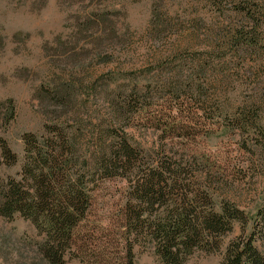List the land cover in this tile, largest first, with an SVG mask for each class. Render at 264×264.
I'll return each instance as SVG.
<instances>
[{
	"label": "rangeland",
	"instance_id": "374dc122",
	"mask_svg": "<svg viewBox=\"0 0 264 264\" xmlns=\"http://www.w3.org/2000/svg\"><path fill=\"white\" fill-rule=\"evenodd\" d=\"M171 1H182L188 7L191 0ZM39 8L38 0H0L1 34L6 43L0 52V104L13 99L16 105L15 118L8 125L0 119V183L9 178H22L24 135H32L42 144L48 139L62 142L55 134L57 125L63 129L65 139L75 143L67 160L70 161L69 176L62 184L79 188V178L84 177V187L92 200L87 219L77 228L79 236L87 241L86 252H69L67 264H164L156 238L158 225L161 227L167 222L175 227L180 220L191 221L205 233L203 223L223 213L222 209L228 205L245 213V221L230 223L232 228L219 235L208 233L207 243L196 246L195 241L190 242L187 245L192 251L184 254L183 262L221 264L232 241H244L251 235L256 212L264 202L262 138L252 133L242 138L235 123L230 122V117L239 116L242 102L259 107L264 121V67H259L260 75L251 81H244L234 73L228 84L221 76L202 79L201 90L197 89L198 96L206 94L203 98H184L182 92L178 104L176 97L153 95L143 106L129 112L125 120L114 124L110 103L87 94L98 85L97 77L121 69L120 74L128 76L115 80L140 77L144 83L145 75L162 62L177 66L172 61L179 58L187 65L186 59L204 64L212 51L208 44L215 37L212 29L217 16L208 13L205 19L191 18L180 12V16L164 20L168 30L158 33L159 29L149 30L147 3L136 4L129 20L132 27L129 42L121 48L124 53L119 61L121 67L116 68L119 54L109 66L91 62L90 58L82 62L89 75L75 78L74 104L64 107L44 96V91L53 89L51 69L56 64V56L51 47L59 36L65 41L70 38L72 10L66 5L60 6L58 0H48L43 9ZM196 63L191 65L195 68ZM105 80L103 84L107 85L114 79ZM166 101L175 107L185 105L186 110L174 112L169 118L161 114L152 122L140 119L144 108H167ZM168 112L165 110L164 114ZM166 126L171 129L167 130ZM123 131L131 143L149 154V161L165 166L167 180L161 200L153 207L142 209V227L137 234L123 221L128 183L122 179H105L91 169V159L100 141L110 142L115 132ZM2 143L17 155L19 161L15 165L4 162ZM23 236L36 244L25 247L19 240ZM43 237L29 220L19 215L14 220L0 217V264H21L23 261L16 263L18 256L25 258L23 264H50L36 248Z\"/></svg>",
	"mask_w": 264,
	"mask_h": 264
},
{
	"label": "trees",
	"instance_id": "16d2710c",
	"mask_svg": "<svg viewBox=\"0 0 264 264\" xmlns=\"http://www.w3.org/2000/svg\"><path fill=\"white\" fill-rule=\"evenodd\" d=\"M38 1L39 10L48 2ZM142 2L147 3L150 13L149 30L159 29L158 33L168 30L164 20L174 15L180 16V12L191 18L205 19L208 13L217 16L212 29L215 37H211L208 44L212 51L208 53L209 58L205 59L204 64L196 63L195 59H186L187 65L179 58L172 61H176L177 66L169 65L170 62L159 63L156 69L149 70L148 76L145 75L147 79L144 83L140 77H131L122 82L115 80L128 76L120 74L121 69L99 75L96 80L98 85L88 90L87 94L110 103L111 121L114 124L125 120L129 112L143 106L153 95L176 97L179 104L182 96L205 97L206 94L198 96L197 87L200 89L202 79L206 80L207 77L221 76L222 81L228 84L232 73L244 81H251L255 75H260L259 67H264V0H191L188 7H184L182 1L175 3L171 0H58L60 6L66 5L72 10L73 29L68 41L59 36L55 40V47H51L56 56V64L51 69L54 86L52 90L44 91V96L59 106H72L74 80L89 75L82 67L89 58L91 62L109 66L119 54L116 68L121 67L119 61L124 57L121 48L129 42L128 35L132 28L129 23L131 10ZM1 31L0 25V52L6 46ZM191 62L196 63L195 68ZM67 78L71 81H66ZM106 78L114 80L104 85ZM247 103H241L239 116L235 114L230 117V122L235 123L242 138L250 137L252 133L261 136L264 145L261 110ZM165 105H168L167 108L162 105L161 109L144 108L140 119L152 122L161 114L169 118L173 117L174 112L183 113L186 110L185 105L175 107L168 101ZM165 110H169L168 115L164 114ZM15 113L13 99L0 104L2 124L8 125L15 118ZM166 129L171 128L166 126ZM54 130L62 142L48 139L42 144L34 136L24 135L22 178H9L0 183V217L14 220L19 215L29 220L44 236L37 244L38 253L50 264H67L69 252H86L87 241L85 237L79 236L77 228L87 219L92 200L84 187V177L79 178V188L62 184L64 178L69 176L67 169L70 161L67 160L75 143L71 144L65 139L61 127L55 125ZM115 133L109 134L114 135L110 142L100 141L91 159V169L105 179H122L128 183L123 221L128 223L130 231L134 230L137 234L138 228L142 227V209L157 204L167 188L165 166L157 161H149V154L141 146L131 143L124 131ZM1 150L7 165L13 166L19 161L6 143L1 144ZM260 150L264 153V147ZM222 211L203 223L205 233L191 221L184 223V220H180V224L175 227L167 222L161 227L158 225L156 238L160 242L159 252L163 263L183 264L184 254L192 251V247L187 244L194 241L196 246L207 243L208 233L219 235L232 228L230 223L245 221V213L238 208L226 205ZM19 240L27 248L36 244H32L28 236ZM130 251L131 248L128 253ZM25 261V258L18 256L16 263L23 264ZM221 264H264V202L256 212L251 235L244 241H232Z\"/></svg>",
	"mask_w": 264,
	"mask_h": 264
}]
</instances>
